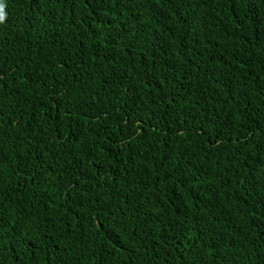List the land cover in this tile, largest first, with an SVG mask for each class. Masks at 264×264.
Instances as JSON below:
<instances>
[{
	"label": "trees",
	"instance_id": "16d2710c",
	"mask_svg": "<svg viewBox=\"0 0 264 264\" xmlns=\"http://www.w3.org/2000/svg\"><path fill=\"white\" fill-rule=\"evenodd\" d=\"M0 4V264H264V0Z\"/></svg>",
	"mask_w": 264,
	"mask_h": 264
},
{
	"label": "clouds",
	"instance_id": "9594fccd",
	"mask_svg": "<svg viewBox=\"0 0 264 264\" xmlns=\"http://www.w3.org/2000/svg\"><path fill=\"white\" fill-rule=\"evenodd\" d=\"M4 5L0 4V23H3L5 21V11H4Z\"/></svg>",
	"mask_w": 264,
	"mask_h": 264
}]
</instances>
